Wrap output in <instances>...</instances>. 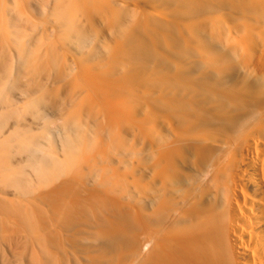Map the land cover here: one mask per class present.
Returning <instances> with one entry per match:
<instances>
[{"label":"bare ground","instance_id":"bare-ground-1","mask_svg":"<svg viewBox=\"0 0 264 264\" xmlns=\"http://www.w3.org/2000/svg\"><path fill=\"white\" fill-rule=\"evenodd\" d=\"M0 264H264V0H0Z\"/></svg>","mask_w":264,"mask_h":264}]
</instances>
